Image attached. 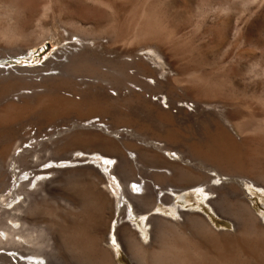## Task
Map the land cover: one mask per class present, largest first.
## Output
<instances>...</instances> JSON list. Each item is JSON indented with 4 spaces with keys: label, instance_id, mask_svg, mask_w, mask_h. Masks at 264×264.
<instances>
[{
    "label": "rangeland",
    "instance_id": "rangeland-1",
    "mask_svg": "<svg viewBox=\"0 0 264 264\" xmlns=\"http://www.w3.org/2000/svg\"><path fill=\"white\" fill-rule=\"evenodd\" d=\"M81 1L86 3L80 4V0H77V2L76 0H66L63 3L57 2L56 0H0V112L3 110H12V114L13 111H16V113L14 112V116L20 115L19 120L9 125V127H7L8 125L2 126L0 120V150L6 141L5 133H7L9 136L14 134L15 137H21L24 134L26 136L25 142L27 141V143L23 146L30 148L27 149L28 152L29 150L30 152L33 151L32 153H26L27 150L25 149L26 152H24L25 150L23 151L22 148L14 150L16 148L15 145L12 153L16 151L14 153L17 156L20 155L19 158L22 156L21 159L18 158V161L14 160L13 163H15L13 164L12 160L5 161L0 158V180L13 183L15 180L13 170L17 171V176H19L20 180H22L21 178H23L24 173H30V177L33 178L36 173L41 172L37 174V178L40 180L36 186H33L34 182L29 186V180L25 182L26 184L19 182V185L21 184L22 186L21 188L18 186V195L20 197L22 195L23 198L17 197L15 201H12L13 199L10 197L12 200L9 203L8 200L10 199L7 196L2 197V195H8L9 192H2L0 195V200L2 199L0 201V208H8L7 206L12 205V203L23 206L29 204L32 208L29 209L28 227H25V229L28 228L32 236L34 235L33 238H36L35 244H28L29 242L25 238L14 236L13 238L18 240V246L14 248L18 249L22 246L27 248L31 247L30 250L33 252H52L60 264H80L76 255L72 253L74 255L72 257V254L68 252L65 238L62 235L66 225L65 217L68 213L62 205L63 197L66 193L83 192V188L86 185H94L97 183L98 173L89 168L90 164L101 168L98 164L95 165V162L98 161L100 164L105 165L103 155L107 151H114L110 147L102 145L109 144L112 141L125 146L127 145L123 152L128 157L130 156L129 158L134 159V153L137 148L140 147L139 149L143 152H147L151 150V145L149 144V146L148 143L159 142L157 140H159L158 138L161 133L160 126L162 122H170L181 133L193 138L195 141L206 140L207 138L203 136L201 127L202 119L206 114L217 113V111L220 113V110L222 111L220 107H200L192 98H187L185 102L176 103L171 107L168 104L169 100H171L170 96L167 100L162 99L163 101L151 100L156 97L158 98L159 95L161 96V91L163 92L165 90L163 93L165 95L168 91L167 88H162V90L150 89L148 92H137V94L131 92L129 85L134 86V84L130 82H128L129 84H125V91L120 95L113 89H109L107 94L110 98H106L101 89L96 87L83 86L81 92L75 93L63 80L49 77L50 74L58 75V70L48 71V69L42 68L50 58L56 60L55 54L58 49L70 42V40L62 41L64 37H70V33L75 32L76 34L72 36L73 42H76V39H78L85 43L89 40V43L90 40L98 39L99 36H102L103 38L100 37L98 39L100 42L95 47L87 50L88 56L94 62L101 60L100 56L114 57L124 53L134 56L143 54V59L147 64H150L151 67L160 71V67L155 64L157 62L165 69L166 76L170 78L175 73V69L183 68L184 64L191 68L194 66L199 67L208 73L209 79L211 81L213 80L212 82L214 83H216L214 80L216 76H223L225 83L223 87L225 89L224 91H229L232 94L236 92L235 95H239L237 97L241 100L238 99L239 102L237 103L242 113L237 120V123L240 124L239 127L234 129L225 120L224 127L236 136L240 142L243 135L247 133L243 131L242 126L249 120L248 114L264 112V0H115L114 5L110 9H107L110 23L107 22L105 26L102 22L98 25V23L95 24L92 21V19L97 18L94 17L97 14L93 13V11L97 12L98 9V13L102 14H98L99 20L104 15L103 10L105 8L103 9L102 5L91 0ZM134 2H137L135 3L136 5ZM75 3L80 4L81 8H78L80 6H75ZM82 5L83 7L89 6V9L83 8ZM91 7L97 9H92L91 11ZM82 8L83 10H81ZM138 8L139 10L141 9L140 12ZM143 8H145L148 16L159 19H156L157 28L162 35L169 34L171 36L169 41L164 39L158 40L155 43L154 41L156 40H153L154 44H150L152 41H145L143 39L136 43L126 41L127 38L125 36L127 35L125 34L131 36L132 32L137 29L143 20H141V11ZM22 9H25V11L28 9L27 12H30L28 20L27 13ZM87 10L93 14L90 15ZM89 16L91 17L88 18ZM80 18L84 19L81 21ZM85 19L86 23H84ZM218 20L220 21L218 22ZM225 20H231L226 32L232 40L221 43L219 39L222 27L220 26ZM88 21L91 22L88 23ZM76 22L80 23L76 24ZM92 25L93 28L91 27ZM109 25L110 28L108 27ZM160 27L165 30H162ZM107 30L110 33L109 35L107 34ZM164 31L165 33H163ZM217 32L219 33L217 34ZM109 37L110 39H108ZM27 47H31V50L28 49L21 54L19 50ZM153 53L157 55L155 54L156 56H154ZM27 69L29 70L27 71ZM31 69L32 71H30ZM234 80H239L246 85V97H244V94L242 95L245 90L244 87H241L240 91L234 90ZM253 84L254 86L251 88ZM55 89H57V93ZM166 101L168 102L167 104L165 103ZM161 106L165 108L168 106L166 110H169L170 113H165ZM73 134L94 137L93 139L95 140H99L96 138H100L104 142L101 145L89 141L74 145L69 142ZM141 138H146V140H143V142H146L145 145ZM168 154V152H165L166 156ZM173 154L171 156L175 158L176 154ZM72 157H78L79 161H71ZM91 158L96 159L90 160ZM113 159L111 164L114 169L120 160L117 156H114ZM35 161L36 165L34 164ZM71 162H76L73 164L75 167H72ZM67 164L69 165L66 166ZM138 164L140 166L137 168L139 171L135 169L136 176L141 177L143 181L152 182V184L154 181L156 185L158 184L157 187L160 185L159 188H161L162 181L157 180L158 177L149 176L146 171L154 169L157 174H161L164 170L162 171L160 168L155 167L153 163L146 159H143ZM58 167L59 169H57ZM124 170L125 168L117 169V174L115 175H123ZM112 177L110 181L112 187H114L118 181ZM119 180L121 181V179ZM217 180L218 183L216 184L220 186L225 178L222 177L221 180ZM86 181L88 184H86ZM215 182L212 181L211 184L213 183L212 185H214ZM111 184H109V191H113ZM141 184L143 185V183ZM241 184V188H243L245 194L244 197L254 212L255 217L253 219L247 212L244 216L237 217L226 211L227 209L225 210V207H227L228 202L224 205L221 203L219 205L209 204L210 198L216 199V194H212L213 196H210L206 201H201L199 200V197H201L199 192L189 191L187 193H181L180 197L173 195L174 204L180 210L181 215H184V218H191L193 213H200L208 221L212 227L211 233L209 232V235H211L209 239L215 244V246H212L216 251H222L223 259L227 263L230 260L228 264H264V192L254 186L253 188L249 184ZM156 185L153 187L159 193L160 190L159 188H155ZM124 188L126 189V185H124ZM120 191L121 194L122 190L120 189ZM159 194L157 195L160 196ZM3 198H7L6 201H3L5 200ZM2 201L6 202V204H2ZM125 201L131 202L132 200L130 197H126ZM116 205H118L117 201H114L108 206L109 209L107 208L104 211L105 214L103 212L104 215H102L99 208L95 207V219L100 220V223L93 230L96 231L102 225V219L107 221H112L113 219V224L118 221L117 223L120 228L130 222L132 228L139 232L141 239L147 244L150 243L151 234L148 231L151 230L150 227L152 225L146 229L141 218L132 221L124 213L117 212ZM221 205L224 206V211L219 209ZM158 206L159 209L148 212V218L155 217L157 214L158 216L174 221L184 220L178 214L173 213L172 209L165 206V204L158 202ZM72 217L78 223L75 227L76 235H78L79 228L82 227L79 222L83 219V215H79L78 213L74 215L73 213ZM11 222L10 220H6V223L10 226L13 224ZM13 227L20 229L24 225L18 223L17 226L13 224ZM1 236H4L2 232L0 233ZM3 239V242H5L7 237L4 236ZM214 239L216 241L219 240V242L214 241ZM36 243L39 245V249L36 247ZM59 245L62 246L60 247ZM104 245L109 247L113 251V254L115 253L117 264H136L119 242H111L108 245L104 243ZM59 247L60 249H58ZM0 252H2L0 254L7 253L2 248H0ZM14 253L16 251H13V253L9 252V255L17 256V253ZM257 255L263 259L258 258ZM11 259L7 264H17L15 258Z\"/></svg>",
    "mask_w": 264,
    "mask_h": 264
},
{
    "label": "bare ground",
    "instance_id": "bare-ground-1",
    "mask_svg": "<svg viewBox=\"0 0 264 264\" xmlns=\"http://www.w3.org/2000/svg\"><path fill=\"white\" fill-rule=\"evenodd\" d=\"M56 1L63 3L66 0H56ZM91 1L99 3L100 5L103 6V9L104 8L106 9V11L105 9L103 10L104 15L99 20H98L99 18L98 14L99 15L102 14L98 13L99 10L97 8H96L97 12L93 11V13L97 14L96 16H94L97 18H94V20L92 19L93 23L95 24L98 23L99 25L102 22L104 23L103 24L104 26L107 25L106 24L107 22L110 23L107 9H110L114 5L115 0H91ZM246 1H251V0H246ZM82 3H86V2H82L80 0V4ZM135 3L137 2H134V4ZM75 4H74L75 6L77 7L80 6L78 8H81L80 4L79 5L78 3ZM88 7L89 6L86 7L84 6L83 8L87 9ZM83 8L81 10H83ZM92 9L93 8L91 7L90 10L92 11ZM27 10L25 11L24 9L23 11L27 13L26 15L28 20L29 19L28 16L30 15V12L28 13ZM92 14L90 13V15ZM141 15H142L141 20L142 19L143 20L141 21L137 29H135L132 32L131 36H129V34H125L127 35L125 36L127 38L126 39L127 42L130 41L136 43L139 40L143 39L145 41H152V42L153 40H156L154 41L156 43L158 40L160 41L167 39V41H169L171 39V36L169 34L162 35V33H160V31L158 30L156 21L159 19L148 16L145 8L142 9ZM23 16L26 17L25 15ZM31 16L34 17L32 14ZM90 17L91 16H89L88 18ZM84 18H80L81 21ZM138 18L136 19L138 20ZM85 21L86 19L84 20V23H86ZM219 21L220 20H218V22ZM230 21L225 20L223 23H221L222 25L220 27H222V29L219 39L221 43H225L227 41L229 42L232 40L229 38L230 35L228 37V34L226 32V29L229 26ZM90 22L91 21H88V23ZM78 23L76 22V24ZM93 25L91 26L92 28ZM108 27L110 28V25ZM98 28L100 29V27ZM86 32H90V31H86ZM163 33H165V31ZM218 33L219 32H217V34ZM73 34L76 33L75 32L70 33V37L63 38L62 41L70 40V42L66 43L65 45H63L58 49V51L55 54L57 59L53 60L50 58V60H48V62L42 67L43 69H48V71L58 70L59 71V73L57 71L58 75L55 76L50 74L49 77L53 79L58 78L61 81L63 80L64 82H66L67 86H69L73 92L75 93L81 92V90H83L82 88L83 86L96 87L101 89V91L104 93V96H106V98H110L107 94L109 89H113L114 91H116L118 95H120L123 91H125V87H124L125 84L130 82L131 84L132 83L134 84V86L129 85V87L131 88L130 90L133 93H137V92L145 93L148 92L150 89L162 90V88H167L168 91L165 95L163 94L165 90L163 92L161 91V96L159 95L158 98L156 97L155 99H151V100L152 101H161L162 99L167 100L170 96L171 100H169V103L167 101L165 103L166 104L168 103L171 107H173L176 103L185 102L187 98H192L200 107L203 108L205 107L207 108V106L220 107L222 111L220 110V113H218L219 111H217V113L206 114L204 116V118L205 117L206 118L202 119L201 127H202L203 136L207 138L206 140L203 139V140L195 141L193 138L181 133L179 129L175 128L174 125H172L170 122L169 123L162 122L160 126L161 133L158 138L159 140H157L159 142L148 143V145L149 144L151 145V146L149 145L151 147V150L147 152H143L141 149H139L140 147L137 148V150L134 153L135 154L134 159L129 158L130 156L128 157L123 152V150L126 149L127 145L125 146L117 142H114L112 140L111 143L109 142V144L107 143L102 145V146L110 147L114 151L111 152L107 151L105 155H103L105 159L104 160L105 165L100 164L98 161L95 162V165L98 164L99 167L101 168H97L96 166L90 164L89 168L93 169L98 173L97 183L94 185L91 184L86 185V187L83 188L84 189L83 192H70V193H66L63 197L62 205L68 213L65 217L66 225H65V230H63L62 232V235L65 238L66 246L68 247L69 250L68 252H70L71 254L72 253L75 254L77 259L80 261V264H117L115 260L116 259L115 253L113 254V251L109 247L105 246L106 244L104 245V243H107L108 245L111 242L115 241L116 243L119 242L120 245L124 247V249L128 252V254H130V256L132 257V259L135 261L136 264H228L230 260L227 263L225 259H223L221 253L222 251H216L212 246V245L215 246V244L212 243V241H210L209 239L211 236L209 235V232L211 233L212 227L209 225L208 221L200 213H193V216L191 215V218H184V215H181L180 210L174 204L173 195H175L176 197H180L181 193H185V192L187 193L189 191H195V192L197 191V193L199 192L201 196L199 197V200L206 201L210 196L211 197L213 196L212 194H216V199L210 198V201L208 200L209 204L212 203L215 205H219L221 203L222 205H224L226 202H228L227 207H225V210L227 209L226 211H228L232 215H236L237 217L244 216V214L247 212L250 216H252L253 219V217H255L254 212L249 202L244 197L245 194L243 192V188H241L242 185L241 183H244L245 185L249 184L250 186L252 187L254 186L255 188L264 192V112H259V113L254 112L248 114L249 120L246 121L244 126H242L243 131L247 133L246 134L243 133L244 135L240 142L236 136H234L224 127V120L228 122L234 129L239 127L240 124L237 123V120L238 118H240V115L242 113H241V108L237 103L239 102L238 99H240L237 97L239 95H235L236 92L235 94H232L229 93V91L228 92L224 91L225 89L223 87L225 83L223 80V76L221 75L216 76V78L214 79L216 83H214L212 82L213 80L211 81L209 79L208 73L204 72L199 67L194 66L191 68L188 65L184 64L183 68L180 69L176 68L175 73H173L172 77L170 78L166 76L165 69L162 66H160L157 62L155 64H157L160 67V71L157 70L156 68L151 67L150 64H147L143 59V54H138V55L136 54L137 56H134L131 54L124 53L122 55H118L114 57L100 56L101 60H98V62L97 61L94 62L88 56L87 50L95 47V45H97L98 42H100V40L98 39L100 37L101 38L103 37L98 35L99 36L98 39L90 40L89 43H88L89 40L87 41V43H85V42H81L78 39H76V42H73L72 41L73 40L72 36H74ZM107 34L109 35L110 33L108 32ZM108 39H110V37ZM152 42L150 44H154V42L153 43ZM28 49L31 50V47L21 48L19 51L22 54ZM153 54L154 56L157 55L156 53ZM166 56L168 55L166 54ZM63 58H65V60H63ZM28 70L29 69H27V71ZM130 70H132V72H130ZM30 71H32V69ZM257 76L259 78L258 74ZM233 83L235 86L234 90L240 91L241 87L245 88L242 95L244 94V97H246L247 96L246 85L239 80H234ZM251 86H252L251 88H253L254 84ZM55 91L56 93L58 92L57 89H55ZM51 93L53 94V92ZM95 100L97 99L95 98ZM160 105H162V103H160ZM170 106L169 108H171ZM161 108L165 113H170L169 110H166L168 106L167 108L161 106ZM14 112L16 113V111H13L12 114V110L11 111L3 110L0 112V120L2 126L8 125L7 127H9V125L14 124L16 123V121L19 120L20 115L14 116L15 115ZM5 135H6V141L5 143H3V147L0 150V158L5 161L12 160L13 163V161L14 160L16 161L20 156V155L17 156L14 153L16 151L13 152L14 154L12 153L13 147L15 145L16 148H14V150L15 149L18 150L22 148L24 151L25 149L27 150L30 148L23 146L24 144L27 143V141L25 142L26 136H24V134L23 136L21 135V137H15L14 134L13 135L11 134L9 136L7 133H5ZM93 138L88 136H82L79 134H73L70 137L69 142L74 145H78L80 143H84L88 141L95 142L96 144L101 145L104 142L103 139L100 140V138L95 137L96 139H99V140H95ZM143 140H146V138L142 139V142ZM143 143L145 145L146 142ZM26 150L24 152H26ZM125 151L127 152V150ZM32 152H30V150L28 152L27 150L26 153H32ZM165 152L169 153L168 156L165 155ZM171 153L172 154L175 153L176 157L173 158L171 156L172 155ZM114 156H117L120 162L117 165V167L115 166L113 169V165L111 164V161L114 160L113 159ZM95 159L96 158H91L90 160H95ZM143 159L149 160L151 163H153L155 167L160 168L162 171L164 170L163 173L161 174H157L154 169L146 171L149 174V176L151 175L152 177H158L157 180L159 179L162 181L161 188H159L160 185L159 187H157L158 184L156 185L154 181L152 184V182L143 181L141 177L136 176L137 173L135 174V169L139 171L137 168L140 166V164L138 163L142 162ZM71 161H79V160L78 157L77 158L72 157ZM74 163L71 162L72 167L74 166L73 165ZM34 164L36 165V161ZM68 165L69 164H67L66 166ZM123 168H125L123 175L120 174V176H116L115 174H117L116 172L117 169L120 170ZM57 169H59V167ZM40 173L35 174V176L33 177L34 180L33 178L30 177V173H26V174L24 173L23 178H21L22 180H20L19 176H17L18 175L17 171L13 170V175L15 176V180L13 183H8L0 180V195L2 192L8 191L9 192L8 195H2V197L7 196L8 199H10V197L13 199V200L12 199L8 200V202L11 200L15 201L17 197L18 198L20 197L18 195V190H19L18 186H20L21 188L22 185L21 184L19 185V182L25 183L27 180H29L30 182L29 186L32 185V182H34L33 186H36L37 184H39V180H40L37 178V174ZM112 176L116 181H118V183L115 185L116 189L115 186L112 187L110 181ZM222 177H224L225 180L220 186H218L216 184L218 183L217 179L221 180ZM119 179H121V181ZM215 180L217 181L215 182ZM212 181H214L216 185L215 184L212 185L213 184V183L211 184ZM141 183H143V185ZM86 184H88L87 181ZM109 184H111V189L113 191H109L110 189ZM124 185H126V189L124 188ZM154 185H156L155 188H159L160 190L159 193H161L162 196L161 194L155 191L153 187ZM120 189L122 190L121 194H120L121 192ZM157 194H159L160 196H158ZM15 195L16 197H14ZM126 197L128 198L130 197L132 201L131 202L125 201ZM6 199L3 201H6ZM114 201H117L118 204L116 205L117 212L124 213L126 217L131 219L132 221L141 218L142 223L145 225L146 229L147 227L152 225V227H150L151 230L148 231L151 234L150 243L147 244L141 239V237L139 236V232L132 228L129 221H128L129 223L125 224L123 227L120 228L119 224L117 223L118 221H116L113 224V219L112 221H107L102 219V225L100 224L101 226L99 225L100 227L96 229V231L93 230L95 227L97 228L98 223H100L99 222L100 220L98 221L97 219H95V210H94L95 207L99 208L100 211L102 212V215H104L105 214L104 211ZM158 202H161L162 204H165V206L170 207L173 213L178 214L180 218L181 219L184 218V220L174 221L172 219L158 216L157 214L155 215V217L148 218L147 217L148 212L159 209ZM4 203L6 204V202H3L2 204ZM222 205L219 206V209H222V211H224V206ZM7 207L8 208L5 209L0 208V233L2 232L4 236L7 237L5 242H3L4 236L3 237L1 236L2 238L0 237V246H1L0 248L4 249L7 252L5 254H0V264L9 263L12 260L11 258L13 259L15 258L17 260V264H60L59 262H57L52 252L42 253L41 250H40L41 252L39 251L33 252L32 250H30L31 247L27 248L22 246L19 247L18 249L14 248L18 246V240L16 238L14 239L13 238L14 236L16 237L20 236L22 238H25L27 242H29L28 244L31 245L35 244L36 238L35 239L33 238L34 235L32 236V233L28 228L25 229V227H28L27 225L29 221L28 215H30L28 214V212L29 209L32 207H30L29 204H25L23 206V205H17L16 203L14 204L12 203V205H9ZM73 213L74 215L76 213H78L79 215L80 214L83 215V219L80 220L81 222H79V224L82 227L79 228L78 235H76V229H75L78 223L74 221V218L72 217ZM6 220H10V222L12 221L11 223H13L16 226L18 225V223L23 224L24 227L20 229H17L16 227L14 228L13 224L12 226L8 225L6 223ZM214 241H216V239H214ZM216 242H219V240H217ZM36 247H38L39 249V245H37ZM60 247L58 249H60ZM13 251H16L17 256L13 254H12L13 256L9 255V252L13 253ZM73 254L72 257L74 256ZM258 258L260 257L258 256Z\"/></svg>",
    "mask_w": 264,
    "mask_h": 264
},
{
    "label": "snow or ice",
    "instance_id": "snow-or-ice-1",
    "mask_svg": "<svg viewBox=\"0 0 264 264\" xmlns=\"http://www.w3.org/2000/svg\"><path fill=\"white\" fill-rule=\"evenodd\" d=\"M113 243H115V241H113Z\"/></svg>",
    "mask_w": 264,
    "mask_h": 264
}]
</instances>
